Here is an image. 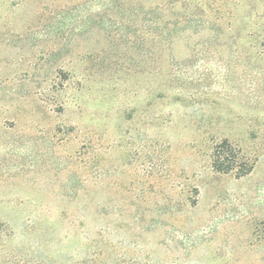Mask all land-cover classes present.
I'll return each mask as SVG.
<instances>
[{
	"label": "rangeland",
	"instance_id": "374dc122",
	"mask_svg": "<svg viewBox=\"0 0 264 264\" xmlns=\"http://www.w3.org/2000/svg\"><path fill=\"white\" fill-rule=\"evenodd\" d=\"M0 264H264V0H0Z\"/></svg>",
	"mask_w": 264,
	"mask_h": 264
},
{
	"label": "trees",
	"instance_id": "16d2710c",
	"mask_svg": "<svg viewBox=\"0 0 264 264\" xmlns=\"http://www.w3.org/2000/svg\"><path fill=\"white\" fill-rule=\"evenodd\" d=\"M210 163L215 171H234L237 175H244L251 169V165L240 155V151L226 139L214 146Z\"/></svg>",
	"mask_w": 264,
	"mask_h": 264
}]
</instances>
